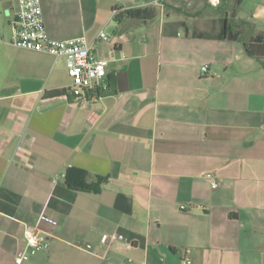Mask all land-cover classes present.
<instances>
[{
  "label": "crops",
  "instance_id": "1",
  "mask_svg": "<svg viewBox=\"0 0 264 264\" xmlns=\"http://www.w3.org/2000/svg\"><path fill=\"white\" fill-rule=\"evenodd\" d=\"M17 1L0 0V264L26 227L47 235L32 264H264V62L246 50L264 0H41L50 37L109 60L112 91L79 98L65 57L12 43Z\"/></svg>",
  "mask_w": 264,
  "mask_h": 264
},
{
  "label": "built area",
  "instance_id": "2",
  "mask_svg": "<svg viewBox=\"0 0 264 264\" xmlns=\"http://www.w3.org/2000/svg\"><path fill=\"white\" fill-rule=\"evenodd\" d=\"M100 38H108L106 32H101ZM12 43L16 46L50 53L56 57H65L70 77L73 80L71 88L79 98L88 91L99 86L100 81L107 74L109 60L97 58L93 45L87 42L84 36L70 39H54L49 36L43 16L41 0H18L15 17L12 21ZM207 70V66L203 67ZM216 186V184H214ZM184 207V206H183ZM40 224L56 226L57 220L42 213L39 216ZM25 245L17 252L15 264H32L31 256L47 244V235L39 227L25 228ZM115 236L105 237V243L111 245ZM92 245H87L90 249ZM188 255L181 259V264H190Z\"/></svg>",
  "mask_w": 264,
  "mask_h": 264
},
{
  "label": "trees",
  "instance_id": "3",
  "mask_svg": "<svg viewBox=\"0 0 264 264\" xmlns=\"http://www.w3.org/2000/svg\"><path fill=\"white\" fill-rule=\"evenodd\" d=\"M225 30L226 31H229V30L233 31L232 28H228V27H226ZM241 34H242L241 32H236V34H234V35L236 36V38H239V36ZM246 50H247L248 54H250L251 56L257 58L258 60L264 62V41L257 42L255 40H253V41L247 42ZM111 86H112V82L109 81V83H107L106 88L97 87L92 91H88L83 96L88 95L89 92L92 94L97 93L98 95L109 93L112 91ZM68 90H70V92H72L71 89H68ZM68 90L67 89H57L54 91H50L48 94L51 96H55V95H59V94H65L68 92ZM87 177H88V172L85 169L78 168V167H71L68 169V171L66 173V184L71 189L83 190V191H92L94 189L87 182Z\"/></svg>",
  "mask_w": 264,
  "mask_h": 264
}]
</instances>
